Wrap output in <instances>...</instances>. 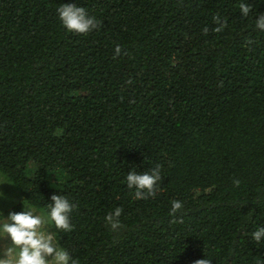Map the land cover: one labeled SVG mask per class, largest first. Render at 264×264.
Wrapping results in <instances>:
<instances>
[{
    "label": "trees",
    "instance_id": "obj_1",
    "mask_svg": "<svg viewBox=\"0 0 264 264\" xmlns=\"http://www.w3.org/2000/svg\"><path fill=\"white\" fill-rule=\"evenodd\" d=\"M63 4L96 26L69 32ZM261 15L264 0H0L14 212L66 198L70 230L52 225L71 264H264ZM154 172L138 198L128 174Z\"/></svg>",
    "mask_w": 264,
    "mask_h": 264
},
{
    "label": "clouds",
    "instance_id": "obj_2",
    "mask_svg": "<svg viewBox=\"0 0 264 264\" xmlns=\"http://www.w3.org/2000/svg\"><path fill=\"white\" fill-rule=\"evenodd\" d=\"M242 14L247 16L250 6L240 3L238 6ZM57 13L62 25L69 31L77 34H86L96 26L95 18L90 16L85 8L73 4H63L57 8ZM256 26L264 29V15L256 20ZM157 173L136 174L127 176L128 186L137 188V197L140 190L151 192ZM3 196V193H0ZM53 203L47 206L46 216L37 214L32 204L23 202L24 210L11 212L7 216L0 214V239L7 238L10 246L0 255V264H71V257L66 249L55 246V237L47 231L48 224H54L59 230L69 231L68 213L71 205L61 196H53ZM181 204L175 202L173 210L179 209ZM120 209L114 215L119 216ZM110 223L113 216L106 218ZM113 227L117 224L113 223ZM252 239L257 243H264V227L257 228L252 234ZM199 264H208L201 259Z\"/></svg>",
    "mask_w": 264,
    "mask_h": 264
},
{
    "label": "rangeland",
    "instance_id": "obj_3",
    "mask_svg": "<svg viewBox=\"0 0 264 264\" xmlns=\"http://www.w3.org/2000/svg\"><path fill=\"white\" fill-rule=\"evenodd\" d=\"M29 175H32L34 169L33 166H29ZM0 214L7 216L9 213L14 212L15 206L22 201V195L20 191L13 185L9 178L0 172ZM24 210V208H23ZM37 214L46 216V213L42 210L36 208ZM47 231L54 235L53 225H47ZM10 246V241L5 237L0 239V255L3 254L4 250ZM55 246L59 247L57 240L55 238Z\"/></svg>",
    "mask_w": 264,
    "mask_h": 264
}]
</instances>
